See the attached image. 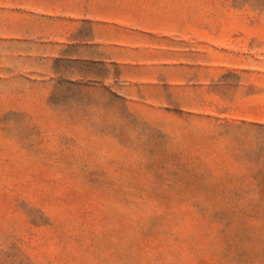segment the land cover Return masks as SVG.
I'll return each mask as SVG.
<instances>
[{
  "label": "rangeland",
  "instance_id": "1",
  "mask_svg": "<svg viewBox=\"0 0 264 264\" xmlns=\"http://www.w3.org/2000/svg\"><path fill=\"white\" fill-rule=\"evenodd\" d=\"M103 1L0 0V264H264V0Z\"/></svg>",
  "mask_w": 264,
  "mask_h": 264
},
{
  "label": "crops",
  "instance_id": "2",
  "mask_svg": "<svg viewBox=\"0 0 264 264\" xmlns=\"http://www.w3.org/2000/svg\"><path fill=\"white\" fill-rule=\"evenodd\" d=\"M88 6L89 8L94 7L92 8V10L95 11V16H104L103 13L108 11L107 4L103 0H96L95 2H90L89 4H88V0H85L83 4V13H84L83 16H88ZM163 6H164V10H163V13L161 11V14L166 15V4L165 3L164 5L160 4V9L162 10Z\"/></svg>",
  "mask_w": 264,
  "mask_h": 264
}]
</instances>
